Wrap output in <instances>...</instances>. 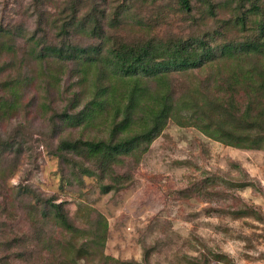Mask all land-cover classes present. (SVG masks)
Returning a JSON list of instances; mask_svg holds the SVG:
<instances>
[{
    "label": "trees",
    "instance_id": "obj_1",
    "mask_svg": "<svg viewBox=\"0 0 264 264\" xmlns=\"http://www.w3.org/2000/svg\"><path fill=\"white\" fill-rule=\"evenodd\" d=\"M15 3L18 18L0 19V122L37 104L47 117L51 153L82 161L102 193L133 182L171 121L227 146L264 150V0ZM112 69L116 83L105 87L102 77ZM24 125L0 130V180L10 168L5 163L24 150ZM67 129L80 133L64 135ZM219 183L230 190L254 185L211 175L182 195L226 198ZM24 191L34 199L31 231L1 234L0 264H152V248L135 262L106 254L109 222L97 208L80 204L78 222L59 195ZM237 199L234 217L264 219ZM5 209L1 228L13 222ZM188 262L210 264L205 255Z\"/></svg>",
    "mask_w": 264,
    "mask_h": 264
},
{
    "label": "rangeland",
    "instance_id": "obj_2",
    "mask_svg": "<svg viewBox=\"0 0 264 264\" xmlns=\"http://www.w3.org/2000/svg\"><path fill=\"white\" fill-rule=\"evenodd\" d=\"M15 1L0 0V19L18 18ZM102 82L105 87L114 85L116 70H110ZM26 108L0 122L3 132L15 129L20 122L26 124L24 150L14 162L9 159L5 163L10 168L0 180V215L6 205L3 212L13 219L8 227L0 226V241L4 238L1 234L11 237L31 231L28 206L34 199L24 189H32L59 195L73 217L80 215V204L101 211L109 222L105 252L120 260L142 261L145 249L152 248V264H189L202 255L208 256L210 264H264V219L234 217L230 212L241 205L237 199L241 197L264 213V150L227 146L196 127L171 121L136 167L133 182L121 190L102 193L96 178L85 174L82 161L51 153L46 115L37 104ZM79 133V129H67L63 134ZM211 175L236 182L249 179L254 185L230 190L219 183L217 189L228 195L211 201L182 195L194 182ZM212 208L225 209V213L209 212ZM77 221H81L79 216Z\"/></svg>",
    "mask_w": 264,
    "mask_h": 264
}]
</instances>
